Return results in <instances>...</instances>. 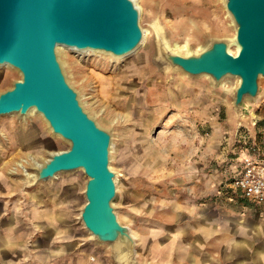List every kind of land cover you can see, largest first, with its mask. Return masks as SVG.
Listing matches in <instances>:
<instances>
[{
    "label": "rangeland",
    "instance_id": "obj_1",
    "mask_svg": "<svg viewBox=\"0 0 264 264\" xmlns=\"http://www.w3.org/2000/svg\"><path fill=\"white\" fill-rule=\"evenodd\" d=\"M141 6L139 27L142 33L144 29L148 31L153 51L142 50L137 60L117 64L108 60L105 70L94 64L91 54L78 56L67 52L60 58L58 55V59L68 84L77 92L88 114L81 94L83 101L101 102L99 106L117 115L114 124L106 126L89 114L111 134L114 149L109 154V168L120 186L116 188L114 213L117 221L135 235L136 263L146 264L149 259L148 263L153 264H210L216 230H226L234 236L264 231V211L228 190L229 173L245 153L256 148L264 150V110H255L264 95V79L259 81L257 99L245 100V110L240 114L233 108V93L228 92L234 81L217 88L208 79L185 73L187 76L169 74L159 89L164 103H152L145 102L143 92L155 90V82L160 80L158 74L164 72L150 64L151 82L143 90L138 89L137 80L129 86L123 84L128 92L121 97H126L129 108L125 112L112 111L99 94L100 80L106 79L109 72L115 73V78L135 76L147 61L155 59L152 25L164 32L170 42H178L181 55L186 54V49L188 53L199 52L210 40H230L235 35L222 0H146ZM229 51L235 54L233 46ZM19 78L14 69H0V92ZM171 92L176 95L175 100L171 99ZM154 96L150 95L153 99ZM240 115L244 117L241 120ZM6 119L20 125L14 116L0 118V122ZM46 125L35 117L23 125L27 132L34 133L26 138L23 149L10 153L9 170L29 154L46 157L69 148ZM68 174L32 187L25 185L20 171L15 175L9 173V177L20 184L21 198L34 194L41 210H51L53 221H67L59 222V228H67L78 247L90 246L111 256L110 246L94 244L79 219L85 203L86 176L82 171L74 176ZM35 187L37 191L32 193L30 190ZM210 221L212 235L211 227L208 229ZM74 258L63 257L58 264H73Z\"/></svg>",
    "mask_w": 264,
    "mask_h": 264
},
{
    "label": "water",
    "instance_id": "obj_2",
    "mask_svg": "<svg viewBox=\"0 0 264 264\" xmlns=\"http://www.w3.org/2000/svg\"><path fill=\"white\" fill-rule=\"evenodd\" d=\"M223 7L235 28L237 53L230 54L231 42L226 39L210 40L199 52L185 55L157 47L156 42L155 60L166 71L205 75L213 85L226 76L238 79L232 105L240 114L245 100L257 99L259 81L264 79V0H223ZM138 20L139 10L131 0H0V65L20 74L0 92V117H23L33 109L53 135L69 144L36 168L26 186L81 170L87 180L79 219L92 241L110 246L115 264L137 263L133 237L114 213L111 134L81 106L56 48L127 55L142 39Z\"/></svg>",
    "mask_w": 264,
    "mask_h": 264
},
{
    "label": "crops",
    "instance_id": "obj_3",
    "mask_svg": "<svg viewBox=\"0 0 264 264\" xmlns=\"http://www.w3.org/2000/svg\"><path fill=\"white\" fill-rule=\"evenodd\" d=\"M255 110H264V95ZM25 133L26 129L15 121L0 122V264H58L59 259L70 255L75 256L73 264H115L108 252L86 245L78 247L67 228L64 231L59 228L60 223L67 221H53L51 210H41L34 194L29 198L20 197V184L9 177L8 161L10 153L25 147ZM30 191L33 193L37 188ZM209 233H214L213 227ZM233 236L226 230L215 231L210 264H264V231L239 233L234 236L235 240ZM65 240L69 246L57 255V246ZM148 261L146 264H153Z\"/></svg>",
    "mask_w": 264,
    "mask_h": 264
},
{
    "label": "bare ground",
    "instance_id": "obj_4",
    "mask_svg": "<svg viewBox=\"0 0 264 264\" xmlns=\"http://www.w3.org/2000/svg\"><path fill=\"white\" fill-rule=\"evenodd\" d=\"M131 1L133 2L134 6L137 7L138 9L142 8L141 2H146V0H131ZM232 25H233V23H232ZM232 27H233V30L235 32L234 25ZM151 28H152L151 32L153 34V39H154V42L153 41L152 42L154 44L157 42V47H162V48L168 50L169 52H171L173 54H180L181 55V53H179V51H178V42H170L169 40H167V38L165 37L164 32H160L159 31L160 29H158L156 26L152 25ZM147 35H148V31L146 29H144L143 30L142 39H141V42L138 45V47L133 52H131V53L127 54V55H124V56H120V57L113 56V55H111L109 53H103L101 51H95V50H90V49L76 50V49L67 48L65 46H57L56 50H57V53L59 55V58L61 56H63L64 53H67V52L77 53L78 56L80 54L82 56L84 54H91L92 56H94V58H93L94 64L96 66H98L100 68V70H102V69L105 70L107 68L108 60L113 61L115 64H117L119 62H125L126 60H129V59L137 60V59H139L142 50L147 49L148 51H146V53L151 51L153 49V47L151 46L152 43L148 42L149 40H148V36ZM230 42H231V46H233L234 49H235V53H237L238 47H237V45L235 43L234 34L230 38ZM204 46L205 45H202L199 49L202 50V48ZM151 47H152V49H151ZM187 50L188 49L185 50L186 54H188ZM154 52H155V47H154ZM145 64L146 65L140 70V73L137 74V75L135 74V76L132 75V76H129V77H118V78L116 77L115 78V73L109 72L108 77L106 79H104L102 81L100 80L101 87L99 89V94L101 95L102 99L105 101V104H107L112 109V111L114 109H119V111H124V112L126 110H128L129 107L125 103L126 97H123L128 92V89L127 88L124 89L122 87V85L126 84L127 86H129L131 84H135V82L137 80L140 83L138 89L139 90H143L145 84L147 85L148 83L151 82V78H150V76L152 74L151 73V65L152 66L154 65L155 67L159 68L164 73H162L161 75L158 74L159 76L157 78H159L160 80L155 82L156 83V85H155L156 89L155 90L147 89L145 93L143 92V95L145 96L144 97L145 98L144 99L145 102L151 101L153 103V102L157 101V102H161V104H163L164 103V100H162L163 93H162V91H159V89L161 87H163L162 81L165 80L166 78H168L169 74H171V73H178V74H182L184 76H187V75H185L183 72H181L179 70H172V71L168 70V71H166L165 68L162 67L161 62L157 61L155 59L149 60ZM64 65L67 66V63L63 62V66ZM71 66H72V64H71ZM4 68L13 69V68H11L8 65H0V69H4ZM197 78H205V79L209 80V78L207 76H205V75L198 76ZM230 80L234 81V87L233 88L230 87L228 89V92L233 93L235 88L238 86V79H236V78H232V77H229V76H226V77L222 78L218 82L217 88L223 87ZM209 83H210L211 86H214L211 82H209ZM153 87H154V85H153ZM134 92L138 93L139 91L138 90H134ZM121 94L123 95L122 97H121ZM154 94H155V96H154V99H153V98L150 97V95H154ZM170 96H171L172 100L176 99V95L173 94L172 92L170 93ZM80 99H81L82 105L87 109L89 114L93 118L97 117L98 120L101 123H103L104 125L111 126L117 120V115H113V114H111V112H108L106 108H103L102 106H99V105H101V102L96 104V102L83 101V94L80 95ZM94 104H95V106H94ZM13 116L16 117L19 120V122H20L22 127H23V125H25V123L28 120L32 119V117L40 118V120H42V122H45L43 120L42 116L39 113L35 112V110H33V109L29 110L28 113L25 116H23V117H18L17 114H9V115H5V116H1L0 118L13 117ZM242 118H244L243 115L238 116L239 120H241ZM46 128H47V130H50L47 127V125H46ZM30 133H31L30 131L29 132L26 131L25 138L29 137ZM54 136L57 137L56 135H54ZM178 147H181L180 143L178 144ZM113 149H114V146H113V143H111L110 144V151H113ZM51 154L52 153H48L46 155V157H37V155L29 154L26 158L21 159L20 161H17L16 164L9 171L13 175H15L17 173V171H20V173L24 176L25 185H27V183H29V181H30V178L34 177L35 169L36 168H40L41 166H43V164H45L49 160V157H50ZM39 156H41V155H39ZM79 172L81 173V170H77V171L71 172L68 175L74 176V175H77ZM61 174H63V173L56 174L55 178L48 179V180L43 181V182H47V181L54 182L55 180L58 179L59 176H61ZM114 181H115L116 188L118 190L120 188V186H119V180H118L117 176L115 177ZM84 199H85V197H84ZM211 224L212 223L210 221V224H208V229L211 227ZM88 235H89V238L91 239L92 236H91V234L89 232H88ZM131 236L135 237V235L132 234V233H131ZM60 238L62 240H64V237H60ZM67 242L68 241H66V240L62 241L61 243H64V244H61V245L57 246V248H56V254L57 255H61V254H63L65 252L64 247L65 246H69L67 244ZM94 244L103 245V244H99V243H96V242H94ZM107 247L109 248L108 245H107Z\"/></svg>",
    "mask_w": 264,
    "mask_h": 264
},
{
    "label": "built area",
    "instance_id": "obj_5",
    "mask_svg": "<svg viewBox=\"0 0 264 264\" xmlns=\"http://www.w3.org/2000/svg\"><path fill=\"white\" fill-rule=\"evenodd\" d=\"M229 175L230 193L264 210V150L247 151Z\"/></svg>",
    "mask_w": 264,
    "mask_h": 264
}]
</instances>
